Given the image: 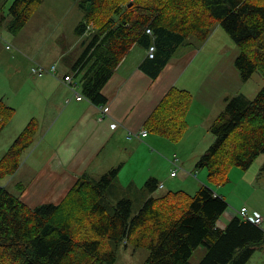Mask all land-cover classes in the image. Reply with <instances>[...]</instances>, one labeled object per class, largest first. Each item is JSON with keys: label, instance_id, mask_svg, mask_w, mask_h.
<instances>
[{"label": "trees", "instance_id": "1", "mask_svg": "<svg viewBox=\"0 0 264 264\" xmlns=\"http://www.w3.org/2000/svg\"><path fill=\"white\" fill-rule=\"evenodd\" d=\"M41 2L13 0L9 30H20ZM78 6L77 34L87 32L75 64L76 75L82 71L79 92L96 105L105 102L102 87L133 44H154V56L141 66L155 76L180 48L200 47L217 24L238 48L233 63L241 81L255 72L264 79V0H79ZM191 101V92L171 87L146 128L178 141ZM223 102L210 127L213 142L195 165L206 169L213 186L226 183L231 168L246 170L264 155V84L252 98L235 93ZM13 113L0 101V132ZM37 126L31 118L3 153L0 179L17 170ZM118 170L97 180L83 174L59 203L34 207L0 184V264H113L120 242L148 250L141 264H194L190 257L199 245L206 251L195 264H247L264 246L261 224L234 214L218 225L228 203L208 184L194 194L156 192L159 183L149 178L144 187L151 195L140 205L128 197L112 201L107 192Z\"/></svg>", "mask_w": 264, "mask_h": 264}, {"label": "crops", "instance_id": "2", "mask_svg": "<svg viewBox=\"0 0 264 264\" xmlns=\"http://www.w3.org/2000/svg\"><path fill=\"white\" fill-rule=\"evenodd\" d=\"M79 18L81 20L82 15ZM86 35L87 32L78 35V39ZM204 46L206 45L203 48H180L160 72L153 76L141 66L147 57L146 48L133 44L103 85L101 91L105 102L101 105L86 98H75L76 94H80L78 81L82 73L81 71L76 75L75 64L78 58L71 59L73 72L70 73V60L60 57L61 51L57 50L55 53L59 61H54L55 74L45 73L43 76L33 77L24 73L26 82L30 81L29 85H33L32 89L40 97H45L46 105L43 108L48 110L49 104V109L58 118L53 123L51 117V124L39 127L35 135L34 143L41 139L40 148H43L40 153L43 152L45 156H30L12 175L16 180L15 189L17 192L21 191L17 196L30 207L43 203L55 204L81 175L86 174L89 180H97L115 166H119V170L108 190L112 201L118 197H128L140 205L151 195L144 187L149 178L157 179L159 185L156 192L183 190L192 194L199 186L208 183L202 176L204 168L196 167V161L213 142L210 127L223 107L214 116L213 109L216 106L219 108L223 95L227 94L225 91L233 86L227 81L228 72L234 75V82H240L241 79L234 63L233 67L227 62L218 66L217 72L213 74L212 51L204 50ZM202 51L204 52L201 53ZM35 58L42 62L37 65L48 67L53 64L41 61L36 55ZM29 65L34 64L29 61L24 66L27 68ZM66 75L70 76L69 82L64 79ZM174 86L192 94V101L185 115L186 128L178 141L150 132L145 126L146 119L166 92ZM104 107L108 108L106 112L102 110ZM30 118L40 119L34 115H30ZM38 124L40 126L39 122ZM143 131L146 132L145 135L141 134ZM47 137V146H44L42 142ZM181 141L194 143L189 155L182 151ZM36 150L35 147L31 154ZM37 152L39 153L38 150ZM174 170L175 175L171 176ZM14 175H19L21 179H15ZM19 184L21 187L18 189ZM23 184L27 188L22 194ZM182 184H187V187H178L184 186ZM211 187L226 200L227 195L220 185ZM253 211L261 214L259 210H251L249 213ZM233 213L227 209L221 217L228 221ZM219 225L224 224L219 221ZM261 225L264 226V218Z\"/></svg>", "mask_w": 264, "mask_h": 264}, {"label": "rangeland", "instance_id": "3", "mask_svg": "<svg viewBox=\"0 0 264 264\" xmlns=\"http://www.w3.org/2000/svg\"><path fill=\"white\" fill-rule=\"evenodd\" d=\"M12 1L13 0H0V101L14 107V113L0 135V158L11 145V142H13L17 133L19 134L22 131L21 129L25 127L27 122L31 119L30 115H34V117H37L38 119L40 118L39 121L34 118L40 123V126L39 124L37 126L38 128L46 124H51V117H53L52 121H55L58 118L56 114L52 112L51 108L49 109V104V111L43 108L46 105L45 97H40L39 94L32 89L33 85H29L30 81L27 83L25 80L24 73L26 72L30 76L40 77L31 72L32 67H38L40 65H37V63H42L36 60L35 55L41 61H50L53 63L51 65L56 66L54 61H59V59H57L58 55L55 51H61L60 57L62 56L63 58L70 60L68 68L70 73H72L71 59H77L85 47V44L81 42L83 38L80 40L78 39L76 30V25L80 20L79 17L82 15V10L78 6L79 0H42L40 5L34 12H32L27 23L20 30L14 32L9 30L10 16L7 15L8 6H10ZM85 37L84 40L86 41L87 38ZM203 45H206L204 46V50L212 51V54H210L213 55V74L217 72L218 66L225 65L226 62L233 67V59L238 52V48L220 25L217 24L214 26L212 33L200 47ZM7 46L9 48H6ZM203 52L204 51L201 53ZM29 61L30 64L34 65H29L26 68L24 65ZM50 66L40 67L47 69V72L45 73L52 74L48 69ZM233 77L234 75L228 72L227 81L229 84L233 85L230 89L225 91L227 93L226 95L229 96L235 93H241L248 98H252L264 84V79L257 72L253 73V75L244 82H234ZM29 97L34 98V100ZM223 103L224 102L220 103V106H218L219 108L216 106L213 109V116L217 111L219 112V109H222V107L224 109ZM47 140L48 137L42 142V145L47 146ZM181 142L180 146L182 151L186 155H189L194 148V143L188 141ZM7 143L9 144L7 145ZM40 144L41 139H38L24 151L20 158L19 166L30 156H36L38 158L45 156L43 152L40 153L43 148L42 146L40 148ZM35 147L39 153L36 150L34 154H31ZM260 156L261 157L257 158L256 161L246 170L239 167L231 168L227 182L220 185V187L223 188L225 195H227L226 200L229 204L228 210L233 211L234 213L243 207L246 208L247 211L259 210L263 216V220L264 155ZM18 169L19 167L17 170ZM202 176L207 179L205 168L202 171ZM14 177L18 180L21 179L19 175H14ZM177 179L179 180L180 177L178 176ZM14 182H16V180H14L12 176H6L0 179L1 185H8L7 189L17 195L18 193H21V191L19 190V192H17ZM208 183L206 184L210 185L209 181ZM182 185L184 186L178 187H187V184ZM22 186L23 188H21V190L23 189V194L26 191L27 186L26 188L24 184ZM18 187L21 186L19 185ZM213 187L216 188V186ZM107 195L110 197L111 194L109 191L107 192ZM19 198L22 200L21 197ZM109 199H112V197ZM117 199H119V197L116 198V200ZM136 203L137 201L135 202L134 200V204ZM249 211L248 214L251 215L252 213H249ZM225 222V218L221 217L220 224H225ZM261 227L264 229L263 225H261ZM113 247L116 254V260L113 264H141L148 255L147 249L133 247L130 244L126 245L123 242H120ZM205 251V247L199 245L190 257V261L194 264L197 263L202 258ZM247 264H264V246L255 250Z\"/></svg>", "mask_w": 264, "mask_h": 264}, {"label": "built area", "instance_id": "4", "mask_svg": "<svg viewBox=\"0 0 264 264\" xmlns=\"http://www.w3.org/2000/svg\"><path fill=\"white\" fill-rule=\"evenodd\" d=\"M146 32L149 33V34L151 33V31H150L149 28L146 29ZM6 48H9V47L7 46ZM154 53H155V46H154V44L151 43V44L146 48V56L149 57V58H152V57L154 56ZM55 68H56L55 65H51L50 68H48V69H49V71H51V73L54 74V73H55V70H56ZM31 72H32L33 74L37 75V76H42L45 72H47V69H44L43 67H40V66H38V67L36 66V67H32V68H31ZM64 79H65L66 82H69V81H70V76H69V75H66V76L64 77ZM69 84H70V86H72L71 82H70ZM75 98H76L77 100H81V99L84 98V97H83L81 94H76V97H75ZM102 110H103L104 112H106V111L108 110V108H107V107H104ZM112 126L114 127L115 124H113ZM141 134H142V135H145L146 132L143 131ZM175 160H176V159H175ZM175 171H176V170H174V171L171 172V176H174V175H175ZM237 214H238L241 218L251 220L252 222H254V223H256V224H261V222H262V216H261L260 213H258V212H252V214L249 215L247 209L244 208V207L241 208V209L237 212Z\"/></svg>", "mask_w": 264, "mask_h": 264}, {"label": "water", "instance_id": "5", "mask_svg": "<svg viewBox=\"0 0 264 264\" xmlns=\"http://www.w3.org/2000/svg\"><path fill=\"white\" fill-rule=\"evenodd\" d=\"M89 7V6H88Z\"/></svg>", "mask_w": 264, "mask_h": 264}]
</instances>
